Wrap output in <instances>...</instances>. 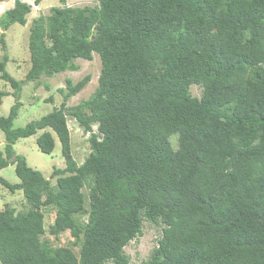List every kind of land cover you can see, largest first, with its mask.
<instances>
[{
  "label": "trees",
  "instance_id": "obj_1",
  "mask_svg": "<svg viewBox=\"0 0 264 264\" xmlns=\"http://www.w3.org/2000/svg\"><path fill=\"white\" fill-rule=\"evenodd\" d=\"M95 1L60 0L32 22L24 80L8 72V55L0 60L13 89L0 90V111L15 98L0 115V170L13 164L20 179L0 182L25 207L0 209V264H131L125 248L146 221L161 236L140 264H264V0ZM31 8L16 0L2 30L26 26ZM94 53L102 69L88 99L68 106L91 75L67 79L59 108L14 128L26 83L77 71ZM69 116L91 133L81 165ZM32 136L46 154L61 144L66 167L51 179L15 152ZM66 232L71 246L46 238Z\"/></svg>",
  "mask_w": 264,
  "mask_h": 264
},
{
  "label": "rangeland",
  "instance_id": "obj_2",
  "mask_svg": "<svg viewBox=\"0 0 264 264\" xmlns=\"http://www.w3.org/2000/svg\"><path fill=\"white\" fill-rule=\"evenodd\" d=\"M22 1L28 3L32 7L31 14L28 16V24L26 26L15 24L8 31H3L0 27V60H3L4 56L8 55L9 62L7 70L17 80H24L31 67L29 30L32 22L41 15H49L52 7L62 6L60 0H45L39 5L35 4V0ZM14 4L15 0H0V17L8 9H11ZM67 5L70 7L95 6L97 2L95 0H68ZM1 39H4V43ZM75 63L79 66L77 71L60 73L53 78L45 77L40 80L41 83L39 84L36 82H29L23 86L21 93V102L23 105L19 111L18 118L14 122V128H23L28 123L51 113L55 108H59L64 102L60 89H65L67 79H71L74 83H77L88 75L92 77L91 82L85 89L68 101L69 107L79 105L83 100L88 99L95 92L102 69L100 56L94 53L92 61L78 59ZM0 90L9 93L13 92L10 84L1 79ZM191 92L194 97L201 98L202 96V88L197 85L192 86ZM50 99H53V101H50ZM14 104L15 98L13 95L4 97L0 115L7 117ZM68 124L71 131L72 152L77 163L81 165L91 153L89 142L91 133L86 132L72 116H69ZM93 128L94 131L97 132V126L95 125ZM37 138V136H32L19 140L14 146L15 152L25 156L30 167L41 171L45 177L51 179L54 169H63L66 167V162L62 155L61 144L59 140L56 139L55 150L50 155L40 150L37 144ZM5 144V135L0 131V151H4ZM0 178L6 179L11 184L20 182L15 172V165L13 164L0 170ZM52 181L53 184L56 183V179ZM7 205L15 207L18 211H24V196L20 191L11 193L0 182V209H4ZM54 218L55 212L53 210L46 213L47 228L54 221ZM160 236L161 228L146 221L144 223L143 235L133 240L125 248L126 255L131 259V264H140L148 260ZM46 238L50 240L54 246H71L73 241L68 232L60 235L58 239L48 235ZM74 251L77 254L79 253L78 248H74Z\"/></svg>",
  "mask_w": 264,
  "mask_h": 264
},
{
  "label": "clouds",
  "instance_id": "obj_3",
  "mask_svg": "<svg viewBox=\"0 0 264 264\" xmlns=\"http://www.w3.org/2000/svg\"><path fill=\"white\" fill-rule=\"evenodd\" d=\"M15 1H16V0H15ZM23 2H24V1H23ZM13 7H14V6H13ZM13 7H12V8H13Z\"/></svg>",
  "mask_w": 264,
  "mask_h": 264
}]
</instances>
